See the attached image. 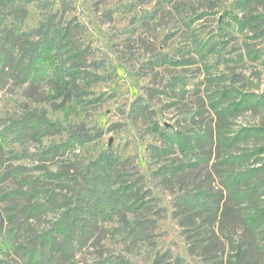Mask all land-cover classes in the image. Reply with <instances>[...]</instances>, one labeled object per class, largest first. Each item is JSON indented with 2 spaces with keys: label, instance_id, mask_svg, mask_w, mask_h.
Masks as SVG:
<instances>
[{
  "label": "rangeland",
  "instance_id": "374dc122",
  "mask_svg": "<svg viewBox=\"0 0 264 264\" xmlns=\"http://www.w3.org/2000/svg\"><path fill=\"white\" fill-rule=\"evenodd\" d=\"M44 1L53 11L62 2L70 5L73 11L65 17L83 25L77 39L106 62L104 81L92 87L95 102L48 110L47 117L103 133L74 153L85 163L112 154L122 162L124 180L140 178L132 202L144 205L136 215L150 235L132 244L130 235L111 237L116 223L98 224L75 245L72 263L47 253L46 264H160L168 257L181 264H264V222L258 228L249 222L264 207V136L236 139L243 128L264 129V1L245 14L231 11L234 0ZM47 12L42 4L29 6L22 30L35 27ZM235 15L247 23L243 29ZM248 95L262 104L234 112L231 103ZM139 100L150 113L133 122ZM41 106L26 86L0 92L2 119ZM177 132L199 138L187 156L173 140ZM64 140V134L52 133L29 151ZM153 147L169 151L167 162L177 168L167 182L152 178ZM67 156L58 153L50 168ZM0 160L4 169H33L29 160L10 161L7 154ZM250 170L255 172L248 180H236ZM20 188L9 178L0 194ZM191 198L202 199L195 212ZM26 204L21 195L0 200V229L17 230L18 242L29 245L53 217L27 220ZM5 261L23 264L19 255Z\"/></svg>",
  "mask_w": 264,
  "mask_h": 264
},
{
  "label": "trees",
  "instance_id": "16d2710c",
  "mask_svg": "<svg viewBox=\"0 0 264 264\" xmlns=\"http://www.w3.org/2000/svg\"><path fill=\"white\" fill-rule=\"evenodd\" d=\"M263 1L234 0L231 11L245 14L253 4ZM41 2L0 0V92L6 87L26 86L43 103L41 107L24 110L13 117L0 118V155L7 154L10 161L29 160L33 165L31 170L19 165L4 169L0 160V184L10 178L21 187L17 191L0 194V200L12 201L21 195L27 199L23 208L27 220L53 218L45 229L34 235L29 245L18 242L17 230L0 229V264H5L11 255H19L23 264H46L47 253L72 263L75 245L86 240V235L98 224L116 223L111 237L127 240L130 235L132 244L150 236L147 235V222L139 220L136 215L144 205L135 206L132 202L140 178L135 182L124 180L122 162L112 154L104 153L85 163L74 153L79 146L101 138L103 133L92 131L83 123L64 126L47 117L48 110L65 112L70 104L83 106L95 102L92 87L104 81L101 72L106 62L90 45L77 39L83 25L65 17L73 11L70 5L62 2L53 11L49 1ZM34 4H42L48 12L43 13L35 27L22 30L28 8ZM234 19L241 29L247 24L237 15ZM261 104L260 100L248 95L234 101L230 107L234 112H240ZM149 113L148 106L139 100L132 109L131 120L137 122ZM52 133L64 134V142L29 151L34 143L41 146L44 138ZM249 136H264V129L243 128L236 139ZM173 140L180 152L187 156L193 146H198L199 138H187L177 132ZM58 153L62 157L68 153V156L52 170V160ZM72 153L74 156L70 157ZM169 154V151L151 148L150 157L157 166L152 178L167 182L177 174V168L167 162ZM242 157L249 158V155ZM254 172L241 173L236 180H248L249 174ZM201 202L202 199L191 198L188 204L195 212ZM10 209L14 210L13 207ZM249 222L254 228L260 227L264 222V207L250 217ZM166 262L181 264L177 259L171 261L170 257L163 258L160 264Z\"/></svg>",
  "mask_w": 264,
  "mask_h": 264
}]
</instances>
